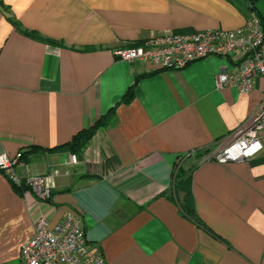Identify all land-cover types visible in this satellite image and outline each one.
<instances>
[{"label":"crops","instance_id":"0c3cea01","mask_svg":"<svg viewBox=\"0 0 264 264\" xmlns=\"http://www.w3.org/2000/svg\"><path fill=\"white\" fill-rule=\"evenodd\" d=\"M251 11L264 24V0H0V153L59 173L44 203L0 172V264H22L38 217L57 223L69 210L107 264H264V150L209 158L257 114L264 78L247 94L216 88L240 53L178 71L115 56L166 33L239 29ZM9 16L60 45L21 34ZM113 109L68 166L61 147Z\"/></svg>","mask_w":264,"mask_h":264},{"label":"built area","instance_id":"2783aa9c","mask_svg":"<svg viewBox=\"0 0 264 264\" xmlns=\"http://www.w3.org/2000/svg\"><path fill=\"white\" fill-rule=\"evenodd\" d=\"M240 53L242 63L231 72L217 76L216 88H233L241 94L255 89L256 79L264 78V28L261 18L251 11L246 24L235 30H209L193 33H166L153 36L141 45L118 50L115 56L134 63L144 62L158 71L183 70L192 63L211 58H230ZM264 150V96L260 108L227 144H220L209 158L220 164L250 159ZM0 153V172L23 194H33L49 203L56 188L58 171L35 175L24 160ZM68 166L78 165L70 155ZM22 264H107L102 251L88 243L83 219L76 211H67L52 223L46 216L34 222V235L22 247Z\"/></svg>","mask_w":264,"mask_h":264},{"label":"trees","instance_id":"16d2710c","mask_svg":"<svg viewBox=\"0 0 264 264\" xmlns=\"http://www.w3.org/2000/svg\"><path fill=\"white\" fill-rule=\"evenodd\" d=\"M248 1L250 3L252 2V0H248ZM8 20L12 23V25L21 34H23V35H25V36L33 39V40H37V41H40V42H43V43H46V44H50V45H60V44H58L55 41H52V40H49V39H46V38L42 37L37 32H31V31H28L26 29H23L22 25L17 20H15V18H13L12 16H9ZM262 25H263V28H264V24H262ZM141 44H142L141 42L132 43V44H129L127 46V48L137 47V46H139ZM134 96H135V93H134V88H133V89H130L126 93V95L122 98L121 103H130L133 100ZM114 113H115V109L111 110L107 115L101 117L92 127L84 129V130L80 131L78 134H76L69 143L65 144L61 148L67 149L71 155H75L78 158L81 157L85 153L88 145L91 143V141L96 136V134L100 130L106 129V128H108V127H110L112 125ZM208 152L209 151H207L206 153H208ZM27 155H28V153H24L23 154L24 160H26ZM181 175H182V173H180L178 171L176 179L180 178ZM178 184L179 183H176V185H178ZM176 188H178V187L176 186ZM15 189L17 190V192L19 194L23 195V190L17 189V188H15ZM185 214L190 219H192L195 222L199 223V219L195 215L194 211H191V210L187 209V210H185Z\"/></svg>","mask_w":264,"mask_h":264},{"label":"water","instance_id":"95a60500","mask_svg":"<svg viewBox=\"0 0 264 264\" xmlns=\"http://www.w3.org/2000/svg\"><path fill=\"white\" fill-rule=\"evenodd\" d=\"M120 59V58H119Z\"/></svg>","mask_w":264,"mask_h":264}]
</instances>
